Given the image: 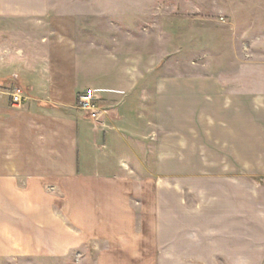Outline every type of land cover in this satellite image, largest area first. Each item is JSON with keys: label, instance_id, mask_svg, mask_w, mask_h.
Here are the masks:
<instances>
[{"label": "crops", "instance_id": "1", "mask_svg": "<svg viewBox=\"0 0 264 264\" xmlns=\"http://www.w3.org/2000/svg\"><path fill=\"white\" fill-rule=\"evenodd\" d=\"M133 8L134 0H0V35H7L4 44L0 42V262L198 261L195 220L205 211L192 195L197 193L192 191L187 199L165 185L152 194L134 189L135 181H143L149 172L151 142L165 133L160 113L165 94L158 87L166 80H154L157 88L151 93L149 80L135 74L132 57L122 55L130 52L115 45L104 47L100 32L96 36V28L100 29L96 22L104 19L132 23ZM87 21L94 23L92 32L86 30ZM221 84L229 106L234 103L229 111L233 123V117L244 115L240 102L247 95L264 97V64L239 62L235 72L221 77ZM15 85L27 94L20 105L10 101ZM85 88L101 99L104 112L98 121L76 105ZM240 128L233 127L230 133L239 136ZM175 134L174 121L168 137L161 139L173 135V150ZM177 142L179 146V136ZM241 142L240 137L233 141V149ZM176 157L173 166L180 167ZM165 159L170 158L157 154L153 160L158 167ZM224 179L246 181L238 172ZM238 193L244 198L238 195L236 200L224 190L221 194L222 260L260 263L264 237L248 232L254 228L260 233L264 227V190ZM150 195L157 199L152 211L157 214L158 245L163 243V248L157 254H118L119 246L138 245L128 239L139 238L131 232L133 198ZM246 196L259 200L250 205L252 217L247 216ZM167 221L174 225L167 235L174 241L172 254L166 253L165 231L161 234ZM98 238L105 241V249L95 242ZM91 239L97 248L89 255Z\"/></svg>", "mask_w": 264, "mask_h": 264}, {"label": "rangeland", "instance_id": "2", "mask_svg": "<svg viewBox=\"0 0 264 264\" xmlns=\"http://www.w3.org/2000/svg\"><path fill=\"white\" fill-rule=\"evenodd\" d=\"M133 13V21L127 25L105 19L96 22L100 27L96 28V36L100 32L98 36L104 47L115 45L118 49L130 52L122 55L132 57L135 74L149 80L151 93L157 88L152 85L154 80H166L158 87L159 92L165 94L164 101L160 103L165 133L161 131L163 133L157 136L158 140L151 142L149 154L153 159L157 154L170 159H165L166 163L158 167L156 160L151 159L149 172L145 173L143 181H135L134 189L152 194L153 190L165 185L171 190L176 188L187 199L189 193L196 192L198 195H192L205 214L195 220L199 241L197 249L200 253L198 261L193 264H231L224 262L221 255V226L224 224L221 194L224 190L230 196L239 198L240 195L242 199L244 197L238 193L241 190H264V97L257 99L255 95H247L240 102L244 115L233 117L231 123L229 111L234 103L229 106L221 77L235 72L239 62L264 64V0H134ZM93 24L87 21L86 30L92 32ZM6 37V33L2 32L0 42L4 44ZM153 97L150 98L151 104L154 103ZM239 119L240 124L237 122ZM174 121L176 150H173V135L170 140H161L168 137ZM237 126L241 127L239 136L236 132L235 135L230 133ZM178 136L181 140L179 146ZM238 137L243 142L240 148L233 149V141L237 142ZM170 141L171 144H167ZM174 155L180 158V167L173 166ZM239 161L245 165H239ZM237 172L242 173L246 181L227 182L224 179L228 174ZM245 200L249 208L252 203L259 201L249 196ZM133 201L136 212L132 226L135 230L131 232L138 234L139 238L133 239L131 235L128 239L138 245L119 246L117 253L139 251L157 254L159 248H163V243L158 245L160 230L157 214L152 211L157 199L150 195L133 198ZM207 201L209 207L203 208ZM262 201L264 213V199ZM249 208L246 207L247 216L252 217L254 208ZM164 225L166 230L163 229L161 234L165 231L166 236L171 235L174 231L172 221ZM248 233L264 237V227L260 233L254 228L249 229ZM168 236L165 240L166 253L172 254L174 241L173 238L168 240ZM205 239L214 241V244H209ZM95 242L106 248L103 238L95 239ZM93 244L91 239L88 244L89 255L97 248ZM83 264L158 262L86 261ZM161 264L175 263L167 260ZM246 264H264V255L260 263L250 261Z\"/></svg>", "mask_w": 264, "mask_h": 264}, {"label": "built area", "instance_id": "3", "mask_svg": "<svg viewBox=\"0 0 264 264\" xmlns=\"http://www.w3.org/2000/svg\"><path fill=\"white\" fill-rule=\"evenodd\" d=\"M9 97L13 105H20L27 98V94L21 86L15 85L10 90ZM76 105L93 121H98L104 112L101 99L91 88H85L78 93Z\"/></svg>", "mask_w": 264, "mask_h": 264}]
</instances>
